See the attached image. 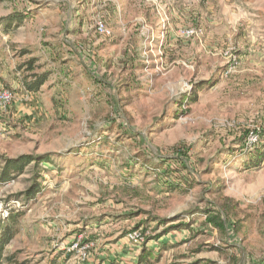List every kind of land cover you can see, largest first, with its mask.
<instances>
[{
    "label": "rangeland",
    "instance_id": "374dc122",
    "mask_svg": "<svg viewBox=\"0 0 264 264\" xmlns=\"http://www.w3.org/2000/svg\"><path fill=\"white\" fill-rule=\"evenodd\" d=\"M14 13L21 27H0V91L13 94L0 167L50 160L0 184V204H21L5 256L83 264L77 243L94 264L138 229L157 264L264 263V159L242 166L264 152V0H0V19ZM31 73L48 75L35 93ZM225 199L221 232L205 213ZM155 217L185 226L166 234Z\"/></svg>",
    "mask_w": 264,
    "mask_h": 264
},
{
    "label": "trees",
    "instance_id": "16d2710c",
    "mask_svg": "<svg viewBox=\"0 0 264 264\" xmlns=\"http://www.w3.org/2000/svg\"><path fill=\"white\" fill-rule=\"evenodd\" d=\"M24 16L25 15L23 14L14 13L8 15L5 18L0 19L3 33H9L21 27V24L25 19ZM33 60L34 59L32 58L22 65V66H26L27 72H32L34 70L35 64ZM47 78L48 75H46V73H40V74L31 73L30 75H27L23 78L22 83L25 89L29 93H35L38 92L39 89L45 84ZM195 98L196 97L193 96L184 100L194 101ZM253 157L254 158L249 159L247 163H243L242 166H246L247 168L259 166L264 159V152L262 153L255 152ZM49 160L50 157L46 154L44 155L22 154L15 158L2 157L1 158L2 165L0 167V184L10 183L11 181H14L16 178L23 175L26 169L30 165H33L34 168H37L39 164L45 162L47 163L49 162ZM37 192H39V186L34 185L24 192V196L26 200H32L34 199L35 194ZM228 204H229V199H225L222 204L218 205L217 211L215 212L212 210L206 211L205 224H211L215 228L219 229L221 232H225L227 228V222L230 220L232 215H235L234 210H232L231 207H228ZM18 218H19V214L16 215L10 214L7 219L8 221L6 220L7 223L4 224L5 221L3 223H0V264H5V263L26 264V263H12L14 257L5 256V249L7 245L15 236L18 235L19 232L17 227ZM178 220H179L178 217L176 219H171L170 221L158 219L157 217H155L153 219V222H156L155 228H157L159 225H162L163 223L164 225L168 224L165 230L167 234L172 230L181 229L185 226L183 223H176ZM235 224L236 222L232 224L234 228H235ZM134 230H138V229H134ZM134 230H130L129 233H131ZM236 231L238 232L239 230L236 229ZM155 238H158V236ZM162 248H164V246ZM161 251L162 249L160 248L157 251H154L153 249H150L144 244L137 256V260L135 264H157ZM63 255L64 253H59L57 256L52 258L48 262V264H64V262L59 263V258ZM69 256L70 253H68L67 256H65L64 260L69 258ZM94 264H118V263L115 260H109V261L100 260ZM259 264H264V263H259Z\"/></svg>",
    "mask_w": 264,
    "mask_h": 264
},
{
    "label": "built area",
    "instance_id": "2783aa9c",
    "mask_svg": "<svg viewBox=\"0 0 264 264\" xmlns=\"http://www.w3.org/2000/svg\"><path fill=\"white\" fill-rule=\"evenodd\" d=\"M96 33H98L101 37H109L111 35V31L105 26V24L101 21H98L95 25ZM13 102V94L10 91H0V107H8ZM21 204L17 200H13L7 205L0 204V223L6 221L10 215V210L14 208H20ZM128 242L136 247H142L146 242L144 239V235L140 232V230L133 231L129 233L127 236ZM79 247V249H77ZM90 248L89 245L78 246L77 243L72 245L68 251H72L77 254L80 262L83 264H90L88 261V255L86 254L87 250Z\"/></svg>",
    "mask_w": 264,
    "mask_h": 264
},
{
    "label": "crops",
    "instance_id": "0c3cea01",
    "mask_svg": "<svg viewBox=\"0 0 264 264\" xmlns=\"http://www.w3.org/2000/svg\"><path fill=\"white\" fill-rule=\"evenodd\" d=\"M0 27L2 30L1 23H0ZM126 238H127L126 236L121 237L119 240L121 247L124 246V249H120V252H117L116 255H113V257H111L109 253H102L101 255L98 254L97 258H95L96 263L100 260H105V261L115 260L118 264H135L139 251H137V248L134 245L128 243ZM124 240L126 243H122L124 242ZM116 258H119V260H116Z\"/></svg>",
    "mask_w": 264,
    "mask_h": 264
}]
</instances>
